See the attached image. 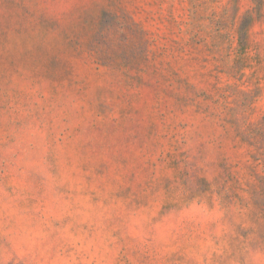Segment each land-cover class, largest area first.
<instances>
[{"label": "rangeland", "instance_id": "rangeland-1", "mask_svg": "<svg viewBox=\"0 0 264 264\" xmlns=\"http://www.w3.org/2000/svg\"><path fill=\"white\" fill-rule=\"evenodd\" d=\"M0 264H264V0H0Z\"/></svg>", "mask_w": 264, "mask_h": 264}]
</instances>
